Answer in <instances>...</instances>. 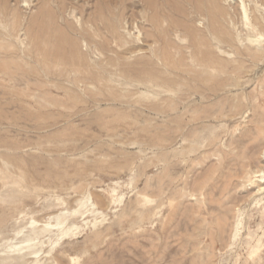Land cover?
<instances>
[{"label":"rangeland","instance_id":"374dc122","mask_svg":"<svg viewBox=\"0 0 264 264\" xmlns=\"http://www.w3.org/2000/svg\"><path fill=\"white\" fill-rule=\"evenodd\" d=\"M147 1L0 0V264H264V0Z\"/></svg>","mask_w":264,"mask_h":264},{"label":"bare ground","instance_id":"6f19581e","mask_svg":"<svg viewBox=\"0 0 264 264\" xmlns=\"http://www.w3.org/2000/svg\"><path fill=\"white\" fill-rule=\"evenodd\" d=\"M153 1H154V0H152V1H151V0H148L147 2H148L149 5L153 6ZM171 1H172V0H171ZM185 1H187V0H185ZM217 1H218V0H207V2L210 4V8H209V6L207 7L208 9H204V7L206 8V6H203V3H202L203 1H202V0H193V2H191V3H195L197 9L205 11V15H207V16L209 17V22L211 23L210 26L212 27L211 29H215L214 27H216L215 25L217 24V19H218V18H217V13L222 14V10H223V7L220 8V6L217 4ZM164 3H165V1H164ZM166 3H168V2H166ZM182 3H183V2H182ZM158 4H159V3H158ZM179 4H181V3H179ZM186 4H187V3H186ZM192 5H193V4H192ZM168 6H169V5H168ZM169 7H171V6H169ZM172 7H173V6H172ZM192 7H193V9L195 8L194 5H193ZM3 8H4V7H2V9H3ZM0 9H1V7H0ZM154 9H155V8H154ZM175 9H176V8H175ZM176 10H177V9H176ZM225 11H226V10H225ZM1 12H2V11H1ZM173 13H174V12H173ZM203 13H204V12H203ZM223 13H224V12H223ZM5 14H6V12H5ZM47 14H49V13H47ZM228 14H229V13H228ZM157 15H158V14H157ZM157 15H156V16H157ZM229 15H231V14H229ZM48 16H49V15H48ZM153 16H154V15H153ZM153 16H152V17H153ZM207 16H206V17H207ZM51 17H52V16H51ZM51 17H50V19H51ZM157 17H158V16H157ZM168 17H170V16H168ZM48 18H49V17H48ZM48 18H47V19H48ZM53 18H55V16H54ZM149 18L151 19V16H150ZM161 18H162V17H161ZM155 19H156V18H155ZM171 19H172V18H170V21H171ZM175 19H176V18H175ZM48 20H49V19H48ZM51 20H52V19H51ZM51 20H50V21H51ZM148 20H149V19H148ZM172 20H173V19H172ZM180 20H181V19H180ZM247 20H249V19H247ZM52 21H53V20H52ZM149 21H150V20H149ZM151 21L153 22V20H151ZM158 21H159V20H158ZM116 22H117V21H116ZM116 22H115V23H116ZM181 22H183V21H181ZM181 22H180V23H181ZM218 22H220V21H218ZM245 22H246V21H245ZM47 23H48V22H47ZM111 23H112V22H111ZM153 23H154V22H153ZM162 23H163V22H162ZM170 23H171V22H170ZM180 23L177 24V25H179V27H180ZM183 23H184V22H183ZM183 23H182V24H183ZM45 24H46V23H45ZM113 24H114V23H113ZM175 24H176V20H175ZM218 24H221V22L218 23ZM246 24H247V22H246ZM248 24H249V23H248ZM46 25H47V24H46ZM49 25H50V24H49ZM53 25H54V24H53ZM115 25H116V24H115ZM184 25H186V24H184ZM250 25H251V24H250ZM44 26H45V25H44ZM44 26H43V27H44ZM109 26H110V25H109ZM175 26H176V25H175ZM190 26H192V25H190ZM221 26H223V25L221 24ZM221 26H220V28H222ZM52 27H53V26H52ZM110 27H111V26H110ZM114 27H115V26H114ZM114 27H112V29H113ZM184 27H185V26H184ZM188 27H189V26H188ZM218 27H219V26H218ZM249 27H250V26H249ZM251 27H252V25H251ZM57 28H58V27H57ZM181 28H182V25H181ZM189 28H190V27H189ZM189 28H188V29H189ZM48 29H49V28H48ZM54 29H55V28H54ZM185 29H186V28H185ZM188 29H187V30H188ZM194 29H195V28H194ZM194 29H193V30H194ZM222 29H223V28H222ZM250 29H251V28H250ZM190 30H191V28H190ZM220 30H221V29H219V31H220ZM223 30H224V29H223ZM251 30H252V29H251ZM46 31H47V28H46ZM46 31H45V32H46ZM49 31H50V30H49ZM62 31H63V29H62ZM113 31H114V29H113ZM116 31H117V30H116ZM116 31H115V32H116ZM184 31H185V30H184ZM188 31H189V30H188ZM188 31H187V32H188ZM209 31H210V29H209ZM254 31H255V30H254ZM56 32L58 33V30H57ZM189 32H190V34H191V37H192L193 42H194V43H197L196 41H197L198 39H196V37H195L196 35H194V33H192V30L189 31ZM221 32H222V31H221ZM224 32H225V31H224ZM54 33H55V31H54ZM57 33H56V34H57ZM64 33H65V32H64ZM64 33H63V34H64ZM155 33H156V32H155ZM252 33H253V32H252ZM44 34H45V33H43V36H41V37H44ZM51 34L53 35V33H51ZM59 34H61V32H60ZM195 34H196V31H195ZM221 34H222V33H221ZM253 34H254V33H253ZM255 34H256V33H255ZM59 36H60V35H59ZM61 36H62V35H61ZM156 36H157V35H156ZM188 36H189V35H188ZM45 37H46V36H45ZM48 37H49V36H48ZM55 37H58V36L55 35ZM62 37H63V36H62ZM157 37H158V40H159V36H157ZM257 37H260V36H257ZM39 38H40V35H39ZM161 38H162V37H161ZM226 38H227V37H226ZM254 38H255V37H254ZM37 39H38V38H37ZM46 39H49V38L46 37ZM54 39H55V38H54ZM59 39H60V37H59ZM65 39H66V38H65ZM162 39H163V38H162ZM162 39H160V40H162ZM252 39H253V38H252ZM259 39H260V38H259ZM259 39H257V40H259ZM261 39H262V38H261ZM41 40H43V38H41ZM60 40H61V39H60ZM70 40H71V39H70ZM166 40H167V39H166ZM228 40H229V39H228ZM52 41H53V40H52ZM52 41H51V43H53ZM55 41H57V40L55 39ZM62 41H64V38H63ZM62 41H61V42H62ZM135 41H136V40H135ZM137 41H139V40H137ZM150 41H151V40H150ZM167 41H168V40H167ZM250 41H251V40H250ZM254 41H256V40H254ZM259 41H260V40H259ZM58 42H59V41H58ZM65 42H66V40H65ZM68 42H69V40H68ZM71 42H72V44H73V41H72V40L70 41L69 44H71ZM145 42H146V41H145ZM161 42H162V41H161ZM193 42H192V43H193ZM44 43H45V42H44ZM59 43H60V42H59ZM137 43H138V42H137ZM166 43H167V42H166ZM170 43H171V42H170ZM57 44H58V43H57ZM69 44H68V50H69V48H70V47H69ZM75 44H76V43H75ZM134 44H135V43H134ZM153 44L155 45V43H153ZM168 44H169V43H168ZM252 44H253V43H252ZM41 45H42V44H41ZM76 45H77V44H76ZM135 45H136V44H135ZM159 45H160V42H159ZM162 45H163V44H162ZM190 45H191V44H190ZM196 45H197V44H196ZM60 46H61V45H60ZM150 46H151V45H150ZM156 46H157V45H156ZM169 46H170V45H169ZM188 46H189V45H188ZM38 47H39V46H38ZM38 47H37V48H38ZM49 47H50V45H49ZM151 47H154V46H151ZM151 47H150V48H151ZM163 47H164V46H163ZM52 48H53V47H52ZM62 48H64V47H61V49H62ZM73 48H74V47H73ZM73 48H70V49H73ZM77 48H78V47H77ZM159 48H160V47H159ZM49 49H50V48H49ZM54 49H56V48H54ZM129 49H130V48H129ZM162 49H163V48H162ZM164 49H167V48H164ZM45 50H46V49H45ZM79 50H80V49H79ZM150 50H151V49H150ZM30 51H31V50H30ZM30 51H29V52H30ZM40 51H41V50H40ZM57 51H58V50H57ZM72 51H73V50H72ZM80 51H81V50H80ZM80 51H79V54H81ZM125 51H126V50H125ZM132 51H133V50H132ZM134 51H136V50H134ZM134 51H133V52H134ZM140 51H141V50H140ZM154 51H155V50H154ZM159 51H160V50H159ZM164 51H165V50H164ZM243 51H244V50H243ZM245 51H246V50H245ZM35 52H36V51H34V53H35ZM42 52H43V51H42ZM48 52H50V50H49ZM66 52H67V51H66ZM73 52H76V51H75V48H74V51H73ZM73 52H72V53H73ZM129 52H131V50L128 51V53H129ZM152 52H153V51H152ZM152 52H151V53H152ZM181 52H182V51H181ZM247 52H248V51H247ZM247 52H246V53H247ZM27 53H28V52H27ZM27 53H26V54H27ZM31 53H32V52H31ZM46 53H47V52H46ZM68 53H69V51H68ZM160 53H161V51H160ZM160 53L158 52V54H159L158 57L161 55ZM169 53H170V51H169ZM241 53H242L243 55H245L242 51H241ZM5 54H6V53H5ZM5 54H4V55H5ZM7 54H8V53H7ZM28 54H29V53H28ZM37 54H38V53H37ZM37 54H36V55H37ZM41 54H42V53H41ZM76 54H77V53H76ZM76 54H75V53L72 54V55L70 54V56L75 55V56H76V59H77L78 55H76ZM83 54H84V53H83ZM130 54H131V53H130ZM156 54H157V53H156ZM170 54H171V53H170ZM170 54H169V56H170ZM179 54H180V53H179ZM239 54H240V53H239ZM242 54H241V55H242ZM9 55H11V54H9ZM81 55H82V54H81ZM81 55H80V56H81ZM123 55H124V54H123ZM125 55H126V54H125ZM125 55H124V57L129 56V55H127V56H125ZM131 55H132V54H131ZM167 55H168V54H167ZM28 56L31 57V54L28 55ZM63 56H64V54H63ZM68 56H69V55H68ZM85 56H86V55H85ZM85 56L82 55V57H80L81 60L84 59ZM121 56H122V55H121ZM169 56H168V57H169ZM172 56H173V55L171 54V57H172ZM209 56H211V55H209ZM6 57H7V56H6ZM6 57H4V59H5ZM26 57H27V56H26ZM26 57H25V58H26ZM35 57H36V56H35ZM40 57H41V56H40ZM131 57H132V56H131ZM158 57H157V58H158ZM161 57L163 58V63H162L163 66H168V68H169V67H170V68H175L176 65L173 64L174 62H173V60H172L171 58H170V59L172 60L173 63L170 61V59L168 60V57H164L163 55H162ZM8 58H9V56H8ZM86 58H87V56L85 57V59H86ZM122 58H123V57H122ZM122 58H120V59H122ZM128 58H129V57H128ZM146 58H147V57H146ZM149 58H150V59H149V61H150V60H151V57H149ZM182 58H183V57H182ZM206 58H207V57H206ZM209 58H210V57H209ZM211 58H213V57L211 56ZM0 59H1V57H0ZM10 59H11V58H10ZM10 59H8V62H11ZM42 59H43V58H42ZM52 59H53V60H52ZM70 59H71V58H70ZM144 59H145V58H144ZM144 59H143V60H144ZM154 59H155V58H154ZM2 60H3V59H2ZM12 60H13V59H12ZM50 60H51V61H54L55 63H57V62L62 63V64H63V67H64V64H65V62H66L65 58H63L62 55H60V57H59V56H56V55H47L46 58H45V61H47L48 65H49ZM68 60H69V58H68ZM90 60H91V59H90ZM92 60H93V59H92ZM141 60H142V59H141ZM161 60H162V59H161ZM174 60H177V59L175 58ZM212 60H213V59H211V61H212ZM29 61H30V60H29ZM31 61H32V60H31ZM40 61H41V60H40ZM122 61H123V60H122ZM126 61H127V60H126ZM151 61L153 62V60H151ZM178 61H179V60H177V62H178ZM5 62H6V61H4V64H5ZM32 62H33V61H32ZM69 62H70V61H69ZM80 62H81V61H80ZM84 62H86V61H84ZM84 62H82V63H84ZM93 62L95 63L94 65L96 66V68H98V67H97V63H98V62H97V63H96L95 61H93ZM106 62H107V61H106ZM136 62H137V61H136ZM138 62H141V61H138ZM144 62H146V61H144ZM147 62H148V61H147ZM161 62H162V61H161ZM177 62H176V63H177ZM209 62H210V61H209ZM41 63H42V62H41ZM52 63H53V62H52ZM55 63H54V64H55ZM72 63H73V62H72ZM75 63H77V61H76ZM125 63H126L127 66H128L129 63H128V62H125ZM150 63H151V62H148V64H150ZM154 63H156V60H155ZM179 63H180V62H179ZM204 63H205V62H204ZM216 63H217V62H216ZM218 63H219V62H218ZM8 64H9V63H7V66H8ZM68 64H69V63H68ZM70 64H71V63H70ZM87 64H88V59H87ZM90 64H91L92 66H94V65L92 64V61H91ZM102 64H103V63H102ZM102 64H101V65H102ZM121 64H122V63H121ZM157 64H158V63H157ZM162 64H160V65H162ZM177 64H178V63H177ZM180 64H181V63H180ZM55 65H56V64H55ZM57 65L59 66V63H58ZM65 65H66V64H65ZM83 65H84V64H83ZM131 65L134 66V64H131ZM131 65H130V66H131ZM143 65H144V64H143ZM143 65H141V66H143ZM152 65H153V63H152ZM152 65H151V66H152ZM158 65H159V64H158ZM4 66H6V65H4ZM45 66H47V65L45 64ZM70 66H71V65H70ZM74 66H75V65H74ZM78 66H79V65H78ZM84 66H85V65H84ZM88 66H89V65H88ZM98 66H100V65H98ZM122 66H123V65H122ZM125 66H126V65H124V67H125ZM130 66H129V67H130ZM146 66H147V65H146ZM149 66H150V65H149ZM151 66H150V67H151ZM51 67H52V66H51ZM54 67H55V66H54ZM60 67H61V65H60ZM65 67H66V66H65ZM65 67H64V68H65ZM75 67H76V66H75ZM135 67H136V65H135ZM157 67H158V66H157ZM181 67H183V66H181ZM203 67H204V66H203ZM47 68H48V67H47ZM58 68H59V67H58ZM85 68H86V67H85ZM100 68H102V67H100ZM126 68H128V67H126ZM136 68H137V67H136ZM151 68H152V67H151ZM153 68H154V67H153ZM153 68H152V69H153ZM155 68H156V67H155ZM164 68H165V67H164ZM164 68H163V69H164ZM176 68H177V67H176ZM178 68H180V67L178 66ZM4 69H6V68L4 67ZM56 69H57V68H56ZM70 69H71V68H70ZM72 69H73V68H72ZM75 69H76V68H75ZM88 69H90V68H88ZM161 69H162V67H161ZM161 69H160V70H161ZM180 69H181V68H180ZM0 70H1V69H0ZM50 70H51V69H50ZM50 70H49V71H50ZM57 70H59V69H57ZM68 70H69V69H68ZM77 70H78V68H77ZM92 70H93V69H92ZM122 70H123V69H122ZM130 70H132V69H129V71H130ZM158 70H159V67H158ZM160 70H159V71H160ZM164 70H165V69H164ZM168 70H169V69H168ZM5 71L7 72V70H5ZM8 71H9V70H8ZM59 71H60V70H59ZM59 71H57V72H59ZM64 71H66V69H65ZM78 71H79V70H78ZM85 71H86V70H85ZM90 71H91V70H90ZM101 71H102V70H101ZM119 71H120V69H119ZM123 71H124V70H123ZM133 71H134V70H133ZM154 71H157V70H154ZM159 71H158V72H159ZM176 71H177V70H176ZM51 72H52V71H51ZM82 72H83V71H82ZM92 72H93V71H92ZM98 72L100 73V71H98ZM103 72H104V70H103ZM126 72H127V71H126ZM126 72H122V73H123V74L125 73V75H127ZM145 72L147 73V71H144V68H143V72H142V73L144 74ZM174 72H175V69H174ZM194 72H196V71H194ZM197 72H198V71H197ZM47 73H48V72H47ZM59 73H61V72H59ZM80 73H81V70H80ZM87 73H88V71H87ZM101 73H102V72H101ZM105 73H106V72H105ZM105 73H104V74H105ZM128 73H129V72H128ZM137 73H138V72H137ZM146 73H145V74H146ZM159 73H160V72H159ZM159 73H158V74H159ZM170 73H171V72H170ZM177 73H178V72H177ZM7 74H8V73H7ZM45 74H46V73H45ZM61 74H62V73H61ZM61 74H60V75H61ZM129 74H130V73H129ZM132 74H134V73H132ZM160 74H162V73H160ZM160 74H159V75H160ZM174 74H175V73H174ZM180 74H182V73H180ZM191 74H192V73H191ZM54 75H55V74H54ZM67 75H68V74H67ZM98 75H99V74H98ZM120 75H121V73H120ZM146 75L150 76V74H148V73H147ZM153 75H154V76H155V75L157 76V73H156V74H153ZM176 75H177V74H176ZM196 75H197V74H196ZM50 76H51V75H50ZM52 76H53V75H52ZM52 76H51V77H52ZM62 76H63V75H62ZM87 76H88V75H87ZM90 76H91V77H90V81H91V82L89 81V82H87V83H90V84H91V83H93V82L96 83V82H100V81H102L101 79L98 78V77L101 76V74H100V76H97L96 74H93V73H92ZM134 76H135V75H134ZM134 76H132V78H133ZM151 76H152V74H151ZM151 76H150V77H151ZM186 76H187V75H186ZM191 76H193V75H191ZM53 77H54V76H53ZM55 77H56V76H55ZM88 77H89V76H88ZM101 77H102V76H101ZM129 77H131V76H129ZM142 77H143V76H142ZM11 78H12V76H11ZM78 78H79V77H78ZM78 78H77V79H78ZM104 78H105V77H103V79H104ZM152 78H153V76H152ZM178 78H179V77H178ZM188 78H189V76H188ZM193 78H194V77H193ZM199 78H200V77H199ZM54 79H55V78H54ZM134 79H135V77H134ZM137 79H142V78L140 77V78H137ZM183 79H184V77H183ZM56 80H57V78H56ZM79 80H80V79H79ZM105 80H106V79H104V82H105ZM147 80H148V79H147ZM154 80H155V79H154ZM191 80H192V79H191ZM198 80H199V79H198ZM201 80H202V79H201ZM201 80H199V81H201ZM132 81H133V80H132ZM139 81H140V80H139ZM164 81H166V79H165ZM164 81H163V83H165ZM194 81H195V79H194ZM194 81H192V82H194ZM199 81H198V83H199ZM134 82H135V81H134ZM142 82H143V81H142ZM155 82H156V81H155ZM195 82H196V81H195ZM107 83H108V82H106V84H107ZM171 83H172V82H171ZM135 84H136V82H135ZM145 84H147V83H145ZM166 84H167V83H166ZM172 84H173V83H172ZM200 84H201V83H200ZM97 85H100V84H97ZM101 85H102V84H101ZM142 85H143V84H141V86H142ZM168 85H169V82H168ZM82 86H83V85H82ZM103 86H106V85H103ZM107 86H108V85H107ZM158 86H159V85H158ZM162 86H163V85H162ZM162 86H161V87H162ZM169 86H170V85H169ZM88 87H89V86H88ZM164 87H165V86H164ZM170 87H171V86H170ZM171 88H172V87H171ZM83 89H84V88H83ZM102 89H103V88H102ZM102 89H101V90H102ZM108 89H110V88H108ZM111 89L113 90L112 87H111ZM111 89H110V90H111ZM133 89H134V88H133ZM139 89H140V88H139ZM139 89H137V90H139ZM155 89H156V88H155ZM84 90H85V89H84ZM90 90H91V88H90ZM104 90H105V89H104ZM106 90H107V89H106ZM131 90H132V89H131ZM85 91H86V90H85ZM108 91H109V90H108ZM132 91H133V90H132ZM135 92H136V90H135ZM107 93H108V92H107ZM113 93H115V91H114ZM118 93H119V92H118ZM138 93H139V92H138ZM105 94H106V93H105ZM128 94H129V93H128ZM101 95H102V94H101ZM103 95H104V93H103ZM110 95H111V94H110ZM130 95H131V94H130ZM165 95H166V94H165ZM167 95H168V94H167ZM108 96H109V93H108V95H106V97H108ZM113 96H115V94H114ZM116 96H117V95H116ZM161 96H163V95H161ZM104 97H105V95H104ZM86 98H87V97H86ZM167 98H168V97H167ZM174 98H175V97H174ZM176 98H177V97H176ZM176 98H175V99H176ZM109 99H110V98H109ZM168 99H169V98H168ZM168 99L166 100V98H165V100H164V99H163V100H164V101H168ZM177 99H178V98H177ZM177 99H176V100H177ZM111 100H113V99H111ZM116 100H118V99H116ZM179 100H180V99H179ZM87 101H89V100H87ZM102 101H103V100H102ZM108 101H109V100H108ZM113 101H114V100H113ZM157 101H158V103H159V101L161 102V100H157ZM169 101H170V99H169ZM171 101H173V99H172ZM174 101H175V100H174ZM177 101H178V100H177ZM181 101H182V100H181ZM89 102H90V101H89ZM92 102H94V101L92 100ZM96 102H97V101H96ZM104 102H105V101H104ZM111 102H112V101H111ZM97 103H98V102H97ZM97 103H95V105H96ZM100 103H101V102H100ZM105 103H106V102H105ZM108 103H109V102H108ZM115 103H117V102H115ZM119 103H120V101H119ZM167 103H169V102H167ZM173 103H174V102H173ZM93 104H94V103H93ZM103 104H104V103H103ZM151 104H152V103H151ZM165 104H166V103H165ZM182 104H183V103H182ZM105 105H107V104H105ZM159 105H160V104H159ZM172 105H173V104H172ZM111 106H112V105H111ZM131 106H132V105H131ZM161 106H162V105H161ZM161 106H160V107H161ZM176 106H177V105H176ZM167 107H168V105H167ZM173 107H174V105H173ZM155 108H156V107H155ZM168 108H169V107H168ZM168 108L163 109V110H164V111H166V110H171V109H168ZM157 109H159V107H158ZM174 109H176V108H174ZM80 111H81V110H80ZM80 111H79V112H80ZM156 111H157V110H156ZM159 111H160V110H159ZM178 111H180V110H178ZM183 111H185V110H183ZM154 112H155V111H154ZM167 112H168V111H167ZM171 112H173V111H171ZM155 113H156V112H155ZM164 113H165V112H164ZM175 113H176V111H175ZM178 113H179V112H178ZM156 114H157V113H156ZM166 114H167V113H165L164 116H166ZM168 114H169V112H168ZM180 114H183V113L180 112ZM175 115H177V114H175ZM164 116H163V117H164ZM167 116H168V115H167ZM177 116H180V115H177ZM169 117H170V115H169ZM261 128H262V127H261ZM260 143H261V142H260ZM262 144H264V142H263ZM260 145H261V144H260ZM257 172H258V171H257ZM254 176H256V175H254ZM263 178H264V177H263ZM259 179H260V178H259ZM258 185H260V184H258ZM262 188H263L262 186H259V187H258V190H262ZM114 192H115V191H114ZM111 195H113L112 192H111ZM115 197H116V196H115ZM89 198H90V197H89ZM80 200H81V199H80ZM111 200H112V199H111ZM118 200H119V199H118ZM54 201H55V200H54ZM96 201H97V200H96ZM121 201H122V200H121ZM76 203L78 204V202H76ZM79 203H80V201H79ZM108 204H109V203H108ZM111 204H112V203H111ZM114 204H115V203H114ZM80 205H81V204H80ZM87 205H88V204H87ZM62 206H63V205H62ZM85 206H86V205H85ZM77 207H78V206H77ZM96 207H97V206H96ZM108 207H109V205H108ZM97 208H98V207H97ZM86 209H87V208H86ZM73 210H74V209H73ZM80 210H81V209H80ZM85 211H86V210H85ZM63 212H64V211H63ZM63 212H62V213H63ZM96 212H97V211H96ZM68 213H69V212H68ZM73 213H78V212H77V210H75V212H73ZM87 213H88V212H87ZM70 214H72V213H70ZM93 214H94V213H93ZM95 214H97V213H95ZM65 215H66V214H65ZM65 215L63 214L64 217L62 216V217L64 218V221H65ZM73 215H74V214H73ZM73 215H72V216H73ZM83 215H84V213H82L80 216H83ZM103 215H104V214H103ZM68 216H70V215H68ZM87 216H88V215H87ZM87 216H86V217H87ZM92 216H93V215H92ZM54 217L56 218V216H54ZM99 217H100V215H99ZM101 217H102V216H101ZM49 218H50V217H49ZM60 218H61V216H60ZM63 218H62V219H63ZM102 218H103V217H102ZM121 218H122V217H121ZM53 219H54V218H53ZM71 219H72V218H71ZM73 219H74V218H73ZM99 219H100V218H99ZM99 219H98V220H99ZM103 219H104V218H103ZM93 220H94V219H93ZM101 220H102V219H101ZM96 221H97V220H96ZM98 222H99V221H98ZM103 222H104V221H103ZM103 222H102V223H103ZM34 223H35V222H34ZM34 223H32V224H34ZM63 223H64L63 221H60V222H58V223H55V224L52 225V226H50L49 224H46L44 227H41L42 229H41L40 234H41V233H42V234H43V233L45 234V233L49 232V231L52 230V229L55 230V228H57V231H58V227H57V226H59V225H61V224L63 225ZM92 223H93V221H92ZM92 223H91V225H92ZM95 223H96V222H95ZM43 225H44V224H43ZM65 227H66V226H65ZM74 227H75V226H74ZM39 228H40V227H39ZM61 228H62V227H61ZM64 229H65V228H64ZM68 231L70 232V230H68ZM35 232H36V231H35ZM35 232H34V233H35ZM50 232H51V231H50ZM31 233H32V232H31ZM36 233H37V232H36ZM38 233H39V231H38ZM70 233H72V232H70ZM55 234H56V233H55ZM66 235H67V231H66V230H60L59 233H58V236L61 237V238H62V237H65ZM70 235H71V234H70ZM72 235H74V234H72ZM26 236H27V235H26ZM34 236H35V235H34ZM38 236H41V235H38ZM56 236H57V235H56ZM51 237H52V236H51ZM29 238H30V237H29ZM29 238H27V239H29ZM55 238H56V237H55ZM31 239H32V238H31ZM44 239H45V238H44ZM44 239H43V240H44ZM49 240H50V239H49ZM51 240H52V239H51ZM51 240H50V241H51ZM29 241H30V240H29ZM39 241H40V240H39ZM50 241H49V242H50ZM55 241H56V240H55ZM28 243L30 244V242H28ZM44 243H45V242H44ZM31 244H32V243H31ZM28 246H29V245H28ZM31 246L33 247L34 245H31ZM38 246H39V245H38ZM34 247H35V246H34ZM41 249H42V248H41ZM36 252H37V251H36ZM33 253H34V252H32V254H33ZM37 253H38V252H37ZM32 254H31V256H32ZM25 256H26V255H25ZM28 256H29V255H28Z\"/></svg>","mask_w":264,"mask_h":264}]
</instances>
